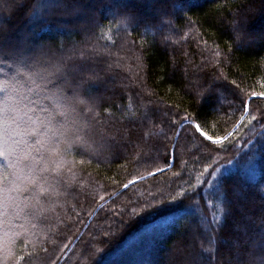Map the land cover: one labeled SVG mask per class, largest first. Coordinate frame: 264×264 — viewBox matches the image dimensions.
<instances>
[{
	"label": "trees",
	"instance_id": "obj_1",
	"mask_svg": "<svg viewBox=\"0 0 264 264\" xmlns=\"http://www.w3.org/2000/svg\"><path fill=\"white\" fill-rule=\"evenodd\" d=\"M15 1L0 56L52 0ZM159 1L63 0L30 26L47 61L0 73V264H172L182 244L195 264L197 211L211 252L194 256L224 264L238 242L239 264H264V37L233 31L249 34L264 0ZM106 3L116 12L99 13Z\"/></svg>",
	"mask_w": 264,
	"mask_h": 264
},
{
	"label": "rangeland",
	"instance_id": "obj_2",
	"mask_svg": "<svg viewBox=\"0 0 264 264\" xmlns=\"http://www.w3.org/2000/svg\"><path fill=\"white\" fill-rule=\"evenodd\" d=\"M121 1H127V4H129L131 2L141 3L142 7H143V10L142 9L141 10L146 11V12H150V11L154 10L155 6L157 4H159V2H160L159 0H121ZM197 1H199V0H197ZM38 4H39L38 7H36L32 11V15L30 17L31 19H29V21H27V23L21 27L22 32L25 33V35L23 37L21 36V44H18L15 48H8L7 51L4 53V55H1L2 57L0 56V58H1L0 59V73L3 77L14 76L16 73L21 72V71H26V72L31 71L32 69H34V66H36V65L39 68V65H38L39 62L47 61V58L43 54L42 47L34 45V43L31 40V38L33 39V38L37 37L38 33L34 32V30L30 26H31V24L37 22V17H41L43 14H45L47 12H51V13L54 12L55 13V11H56V12L60 13L64 9L65 4L63 3V0H52L49 2H40ZM109 4L110 3H108V4L106 3V5H103V6L100 5L101 6L100 8H102V9L98 8L99 13L107 11L109 14H113L114 11L116 12V7L112 6L111 9L107 8L109 6ZM22 5H23V2H17L14 0V1H12L10 8L7 9V8L3 7L0 10V12L2 11L1 13L3 15H5L4 16L5 18L13 19V16H12L13 13L12 12ZM182 8H183L182 6L178 5L177 3H174L173 9L180 10ZM244 8L245 9L243 10V14H245V15L250 14V13L253 15L255 13V11H253L254 9L252 8L251 5H246ZM89 11L91 12V10H89ZM172 11H174V10H172ZM63 15L65 17L64 21L67 20V21H71L73 23V19H74L75 20L74 21L75 27H78L80 24H81V26L83 25L85 27L91 25V23H89L90 22L89 21L90 16L87 13L80 14L82 16H78V15L71 16V10H66ZM71 17H74V18L69 20V18H71ZM80 17H82V19ZM253 17H255V18L251 22L252 30L249 31L250 35L246 32L243 33V31L241 29H239V27H237V26L233 27V31L237 35V38L241 42L242 45L246 44V43L255 42L256 37H260V36L264 37V12L258 13V15L255 13V16H253ZM232 23H233V21L231 22V24ZM67 25H68V23L62 24L61 27L55 25L50 30H51V32H53L55 34H58V33L62 32L61 28L67 27ZM28 31H30L31 34L29 33L28 37H26V35L28 34L26 32H28ZM157 31H161V28H157ZM20 35H21V32H20ZM63 41L65 42V45H67V43H66L67 41L66 40H63ZM28 45H29V47L26 49V46H28ZM20 57H21V59H19ZM23 57H26V58L22 59ZM45 66H46V64H45ZM73 99H74L73 97H70V98H68V101H72ZM227 99L229 100L228 102H231L229 95H226L225 100L221 101V105H225L227 103V101H226ZM210 140H212L214 142L216 141V139H210ZM243 188H244L243 190L245 191L246 187H243ZM237 195H240L242 200L246 201L247 198L245 195H243L242 193H240L238 191H237ZM195 214L200 218L199 226L201 225V227L204 229V235L203 236L205 238V241L201 242V237H199L197 235V233H195V235H194L195 241L193 244L194 245H200V250L203 249L202 251L204 253L211 252V248H209V244H208L209 239L206 240V238L207 237L209 238V235H210L209 228L205 224L204 219L202 218L201 212L197 211ZM196 225H198V224H196ZM196 225L193 226V233H194V229H195ZM202 243H204V244H202ZM193 244H191L189 246H185L186 250L188 249V253H187L186 257L188 256L189 257L188 259L191 261L195 260V264H209V259H207L206 257L202 258L200 256L198 257V255L194 256L191 253L193 251V248H194ZM242 244H240L238 242H236V244L232 243V247H236V248L235 249L233 248L232 256H230L229 255L230 253H228L227 251H226L227 252L226 255H222L224 264L225 263L231 264V262H233V264H235V263L239 264L241 253H242ZM226 245L230 246V242L227 241ZM183 246H184L183 244L180 245V247L177 246L176 250L177 249L178 250L177 251L175 250L174 254L170 255V256L175 255L174 259L172 261V264H175L174 263L175 261L178 262L177 258H179V257L180 258L182 257V259H180V264L187 263L186 259H184L185 253H184V250L182 249ZM136 247H137V245H136ZM135 248L130 247L129 250H127V252H130V254L133 253V255L137 254V256L143 252V251L137 252V251H135ZM177 255H180V256H177ZM122 258H124V255L122 256ZM150 259L151 258L148 257L146 259V261L143 262V264H150ZM132 261L133 262L129 263V264H138L136 262L137 261L136 259L133 258ZM151 261H153V260L151 259ZM113 262H116V261H113ZM263 262H264V260H263Z\"/></svg>",
	"mask_w": 264,
	"mask_h": 264
},
{
	"label": "water",
	"instance_id": "obj_3",
	"mask_svg": "<svg viewBox=\"0 0 264 264\" xmlns=\"http://www.w3.org/2000/svg\"><path fill=\"white\" fill-rule=\"evenodd\" d=\"M247 113H248V110H247ZM247 113H246V114H247ZM245 117H246V115L243 117V119H244ZM243 119H242V120H243ZM242 120H241V121L239 122V124L234 128V130H233L231 133H229V135H231V134H232V133H233V132L239 127V125H240V123L242 122ZM182 125H183V124H182ZM199 130H200V132H202L201 129H199ZM202 134H203L205 137H207L208 139H210V137L207 136L205 133L202 132ZM229 135H228V136H229ZM228 136H226L225 138L221 139L220 141L226 139ZM173 164H174V160H173V162H172V165H173ZM156 173H157V172H156ZM154 174H155V173H153V174H151V175H154ZM134 182H135V181H134ZM134 182H132V183H134ZM132 183H130L129 185H131ZM129 185H128V186H129ZM126 187H127V186H126ZM126 187H125V188H126ZM125 188H124V189H125ZM116 195H117V194H116ZM113 197H114V196H113ZM102 205H103V204H102ZM79 237H80V236H79Z\"/></svg>",
	"mask_w": 264,
	"mask_h": 264
},
{
	"label": "bare ground",
	"instance_id": "obj_4",
	"mask_svg": "<svg viewBox=\"0 0 264 264\" xmlns=\"http://www.w3.org/2000/svg\"><path fill=\"white\" fill-rule=\"evenodd\" d=\"M188 122H191V121H186V122H184V123H188ZM195 125L198 127V129H201L200 127H199V125L197 124V123H195ZM202 130V129H201ZM200 131V130H199ZM203 132V131H202ZM201 132V133H202ZM204 133V132H203ZM203 135V134H202ZM204 136V135H203ZM208 136V135H207ZM207 138V137H206Z\"/></svg>",
	"mask_w": 264,
	"mask_h": 264
}]
</instances>
